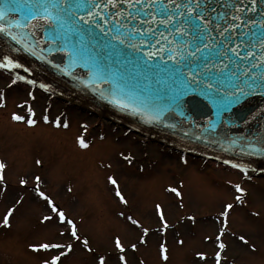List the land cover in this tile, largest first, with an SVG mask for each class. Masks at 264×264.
<instances>
[{
    "label": "rangeland",
    "instance_id": "374dc122",
    "mask_svg": "<svg viewBox=\"0 0 264 264\" xmlns=\"http://www.w3.org/2000/svg\"><path fill=\"white\" fill-rule=\"evenodd\" d=\"M71 102L0 67V264H264V174Z\"/></svg>",
    "mask_w": 264,
    "mask_h": 264
},
{
    "label": "water",
    "instance_id": "95a60500",
    "mask_svg": "<svg viewBox=\"0 0 264 264\" xmlns=\"http://www.w3.org/2000/svg\"><path fill=\"white\" fill-rule=\"evenodd\" d=\"M97 2L0 0V42L12 38L23 53L41 46L39 59L52 70L61 67L84 93L144 117L153 130L264 166V0H136L119 6L127 14L120 22L93 9ZM39 9L56 21L78 17L64 31L77 41L55 46L51 28L35 39L30 23ZM90 14L103 29L111 25V35L123 34L117 28L127 21L126 36L139 44L100 38L82 19Z\"/></svg>",
    "mask_w": 264,
    "mask_h": 264
},
{
    "label": "bare ground",
    "instance_id": "6f19581e",
    "mask_svg": "<svg viewBox=\"0 0 264 264\" xmlns=\"http://www.w3.org/2000/svg\"><path fill=\"white\" fill-rule=\"evenodd\" d=\"M164 142H166V141H164ZM166 143H167V142H166ZM168 144H171L172 146H174V145H173L172 143H170V142H168ZM241 168L245 170V174H247V175H249L250 173H253V172H254L253 169L248 168V167L241 166Z\"/></svg>",
    "mask_w": 264,
    "mask_h": 264
}]
</instances>
